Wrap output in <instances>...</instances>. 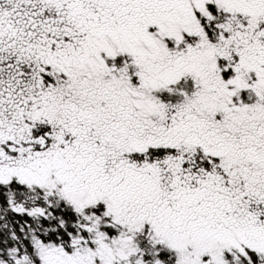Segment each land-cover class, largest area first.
<instances>
[{
	"label": "snow or ice",
	"instance_id": "obj_1",
	"mask_svg": "<svg viewBox=\"0 0 264 264\" xmlns=\"http://www.w3.org/2000/svg\"><path fill=\"white\" fill-rule=\"evenodd\" d=\"M0 264H264V0H0Z\"/></svg>",
	"mask_w": 264,
	"mask_h": 264
}]
</instances>
